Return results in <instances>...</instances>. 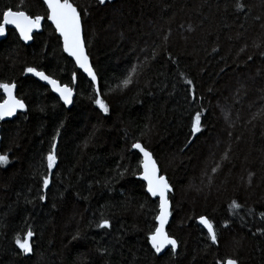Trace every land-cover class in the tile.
I'll list each match as a JSON object with an SVG mask.
<instances>
[{"label":"trees","instance_id":"obj_1","mask_svg":"<svg viewBox=\"0 0 264 264\" xmlns=\"http://www.w3.org/2000/svg\"><path fill=\"white\" fill-rule=\"evenodd\" d=\"M69 1L99 95L63 54L40 0H0V22L8 9L44 21L29 45L11 29L0 40V83H15L25 105L0 121L9 160L0 167V264H264V0ZM28 67L75 87L72 106ZM134 143L173 189L166 232L175 253L149 246L159 207L139 178ZM28 231L31 252L22 254L16 240Z\"/></svg>","mask_w":264,"mask_h":264},{"label":"snow or ice","instance_id":"obj_2","mask_svg":"<svg viewBox=\"0 0 264 264\" xmlns=\"http://www.w3.org/2000/svg\"><path fill=\"white\" fill-rule=\"evenodd\" d=\"M99 3L103 5L105 4V0H99ZM44 4H46L48 8L47 20L54 25L59 37L62 38L63 52L75 61L76 66L83 70V72L91 78V85L95 86L97 77L90 66L89 56L86 54L84 43L82 42L83 22L77 7L70 3L69 0H44ZM9 25L14 26L18 30L22 40L28 41L32 38L30 33L34 29L38 30L40 28L41 17L37 16L33 19L26 15L23 11H13L8 9L2 13L0 35L5 34L6 28ZM25 71L50 85L51 90L59 94V98L63 101V104L69 105L70 98L73 95L72 90L69 87L59 86L57 80L50 78L44 71H37L33 67H28ZM124 83L127 84L128 81L125 80ZM0 89H2L5 94L3 102L0 103V121H4L6 117H12L17 112V109H24L25 105L19 99L13 98L14 85L9 83H0ZM95 103L99 107L100 111L104 113L108 112V108L99 98L96 99ZM191 131L193 137L201 131V115L199 113L195 115L192 121ZM132 147L133 149L139 150L143 156V162L140 165L143 171L139 178L146 182V193L152 198H159V214L155 216L157 226L155 228V232L149 235L148 241L156 253H160L166 244L171 245L172 252L175 253L177 249V241L169 238L163 231V226L169 216V199L167 197V193L171 192L173 189L164 175L157 174V165L153 162L149 151H146L140 143H134ZM56 149L57 143L54 138L51 150L45 157L49 172H51L57 164ZM8 162L9 160L7 155H0V167L6 166ZM213 171H215V169H213ZM49 183V178L44 177L42 181L43 189H47L49 187ZM39 199L43 202L45 200V196L41 195ZM233 207H238V205L233 202ZM198 222L207 230L212 244H216L217 237L209 219L206 217H199ZM98 226L104 229L110 227L107 220H103ZM32 235V231H28L23 241L19 239L16 240V246L20 249L22 254H29L31 252L29 240ZM217 264H221V262L217 261ZM224 264H238V262L236 259H227Z\"/></svg>","mask_w":264,"mask_h":264},{"label":"water","instance_id":"obj_3","mask_svg":"<svg viewBox=\"0 0 264 264\" xmlns=\"http://www.w3.org/2000/svg\"><path fill=\"white\" fill-rule=\"evenodd\" d=\"M40 2L43 4V6L46 8V10H47V13H48V8H47V6H46V4H44V0H40ZM70 2V1H69ZM71 3V2H70ZM26 14V13H25ZM27 15V14H26ZM43 19H41V25H40V28L37 30V29H34L31 33H30V36L31 37H33V35L35 34V33H39V32H41V30H42V25H43ZM47 23L53 28V30L55 31V33H56V36L57 37H59V35H58V33L56 32V30H55V27H54V25H52L51 24V22L50 21H48L47 20ZM6 29H11V30H13V31H15L16 32V34L19 36V38H20V35H19V32H18V30L14 27V26H12V25H9V26H7V28ZM5 35H6V33L4 34V35H0V40H2L3 38H5ZM60 38V37H59ZM20 40L23 42V44L24 45H29V44H31V42H32V38L30 39V40H28V41H24V40H22L21 38H20ZM60 41H61V49H62V52H63V46H62V38H60ZM82 42L84 43V35H83V26H82ZM84 47H85V43H84ZM85 52H86V54H87V50H86V47H85ZM63 54L70 60V61H72L73 62V64L75 65V67H76V69L83 75V76H85L86 77V79L91 83V78L86 74V73H84L83 72V70H81V69H79L77 66H76V64H75V61L71 58V57H68L67 56V54L66 53H64L63 52ZM88 55V54H87ZM89 62H90V66L92 67V64H91V60H90V57H89ZM93 69V68H92ZM93 72H94V70H93ZM94 74H95V72H94ZM31 76H33L32 74H30ZM96 75V74H95ZM33 77H35L42 85H44L45 87H47L49 90H50V92L56 97V98H58L59 100H60V98H59V94L58 93H55V92H53L52 90H51V86L50 85H48L46 82H44V81H41V80H39V78L38 77H36V76H33ZM97 77V76H96ZM51 78V77H50ZM57 83L59 84V86H61V87H64V86H66V85H61L58 81H57ZM12 85H14V89H13V98L14 99H18L17 97H16V84L15 83H12ZM67 87H69L71 90H72V93H73V95H72V97L70 98V103H69V105H65V106H67V107H71L72 106V104H73V100H74V98H75V87H70V86H67ZM94 89H95V91H98V79H97V82H96V85L94 86ZM1 90V93H2V95L4 96V98H5V94L3 93V90L2 89H0ZM21 101V100H20ZM62 103H63V101L62 100H60ZM3 102V100L2 101H0V103H2ZM22 102V101H21ZM23 103V102H22ZM24 104V103H23ZM24 109H17V112L12 116V117H10V118H5V120L4 121H10V120H12L19 112H22ZM141 144V143H140ZM142 145V144H141ZM143 147V146H142ZM146 150V149H145ZM137 151V153L140 155V157H141V164H142V162H143V156H142V154L139 152V150H136ZM146 151H148V150H146ZM150 153V152H149ZM150 156L152 157V155H151V153H150ZM152 159H153V162L154 163H156L155 162V160H154V158L152 157ZM157 165V164H156ZM142 168H141V174H142ZM157 174L158 175H161L160 174V171H159V168H158V165H157ZM143 181V180H142ZM144 182V181H143ZM144 184H145V186H146V182H144ZM170 193V192H169ZM169 193H167V197H168V194ZM148 195V194H147ZM151 199H153V200H157L158 201V207H159V198L157 197V198H152L150 195H148ZM159 214V213H158ZM202 217H204V216H202ZM170 220H171V215H170V202H169V216H168V219H167V221L165 222V224H164V226H163V231L165 232V234L168 236V234H167V232H166V228H167V226H168V224H169V222H170ZM156 224H157V222H156ZM197 224H198V226L208 235V232H207V230L203 227V225H201L199 222H198V219H197ZM155 232V231H154ZM169 237V236H168ZM169 238H171V239H174V238H172V237H169ZM149 246H150V248H151V250L157 255V256H162L166 251H168V250H171L172 251V249H171V245H165V247L161 250V252L160 253H156L155 252V250L154 249H152V247H151V244L149 243ZM177 249H178V245H177ZM177 249H176V251H177ZM227 260V259H226ZM225 260V261H226Z\"/></svg>","mask_w":264,"mask_h":264},{"label":"rangeland","instance_id":"obj_4","mask_svg":"<svg viewBox=\"0 0 264 264\" xmlns=\"http://www.w3.org/2000/svg\"><path fill=\"white\" fill-rule=\"evenodd\" d=\"M176 190H177V191H176V192H177V196H178L179 194L182 195V196L186 195V189L181 188L180 186H177ZM232 245H233V242L230 241L228 247H231Z\"/></svg>","mask_w":264,"mask_h":264},{"label":"bare ground","instance_id":"obj_5","mask_svg":"<svg viewBox=\"0 0 264 264\" xmlns=\"http://www.w3.org/2000/svg\"><path fill=\"white\" fill-rule=\"evenodd\" d=\"M48 14V13H47ZM56 34V33H55ZM19 37V36H18ZM59 38V37H58ZM60 39V38H59ZM60 43H61V41H60ZM94 87V86H93ZM95 90V89H94ZM98 95H99V87H98V91H95ZM99 97V96H98ZM136 150V149H135ZM137 152V151H136ZM140 156V155H139ZM141 158V157H140ZM141 168V167H140ZM145 188H146V186H145Z\"/></svg>","mask_w":264,"mask_h":264}]
</instances>
